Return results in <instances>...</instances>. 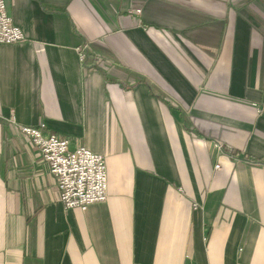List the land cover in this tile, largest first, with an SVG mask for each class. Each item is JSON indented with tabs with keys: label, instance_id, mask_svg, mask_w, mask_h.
<instances>
[{
	"label": "crops",
	"instance_id": "obj_1",
	"mask_svg": "<svg viewBox=\"0 0 264 264\" xmlns=\"http://www.w3.org/2000/svg\"><path fill=\"white\" fill-rule=\"evenodd\" d=\"M5 2L0 264H264V0ZM40 124L104 157L105 201L63 208Z\"/></svg>",
	"mask_w": 264,
	"mask_h": 264
},
{
	"label": "built area",
	"instance_id": "obj_2",
	"mask_svg": "<svg viewBox=\"0 0 264 264\" xmlns=\"http://www.w3.org/2000/svg\"><path fill=\"white\" fill-rule=\"evenodd\" d=\"M136 13H140V10H136ZM23 41L22 30L14 25L8 15L5 0H0V44L14 45ZM77 52L82 66L89 58L93 59L94 66L105 63L98 54L89 56L85 44L77 48ZM44 127V124H40L38 127L20 126L18 129L39 150L50 174L56 178L63 208L68 210L105 201L107 168L104 157L83 146L72 147L69 140L54 134L46 135L43 133ZM216 148L221 150L222 146L217 144ZM215 168L218 169L219 165ZM193 209H197L196 204Z\"/></svg>",
	"mask_w": 264,
	"mask_h": 264
}]
</instances>
